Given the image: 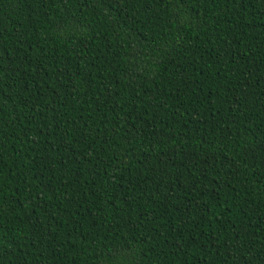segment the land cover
I'll use <instances>...</instances> for the list:
<instances>
[{"label": "trees", "instance_id": "trees-1", "mask_svg": "<svg viewBox=\"0 0 264 264\" xmlns=\"http://www.w3.org/2000/svg\"><path fill=\"white\" fill-rule=\"evenodd\" d=\"M0 264H264V0H0Z\"/></svg>", "mask_w": 264, "mask_h": 264}]
</instances>
